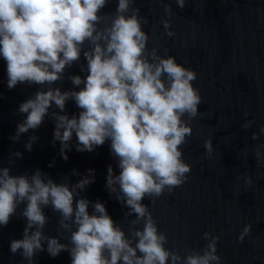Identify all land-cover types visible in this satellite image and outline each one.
Returning a JSON list of instances; mask_svg holds the SVG:
<instances>
[{
  "label": "clouds",
  "instance_id": "1",
  "mask_svg": "<svg viewBox=\"0 0 264 264\" xmlns=\"http://www.w3.org/2000/svg\"><path fill=\"white\" fill-rule=\"evenodd\" d=\"M111 2L0 0V57L6 62L7 87L37 86L18 105L23 119L9 139L19 142L22 134L34 132L48 118L54 123L51 143L59 142L64 160L74 135L77 152H92L110 142L119 173L109 165L105 187L127 209L128 224L125 232L103 202L82 194L95 182L94 169L83 174L73 169L71 175L81 177L75 182L69 176L56 182L40 168L13 174L15 159L23 158V152L16 150L9 153L8 165L0 160V228L9 224L18 208L26 220L22 238L11 240L9 250L19 253L26 264H34L44 251L53 258L68 252L71 264H221L219 236L204 231L206 244L199 250L185 247L182 254L175 243L167 246V234L158 229L143 202L147 199L154 205L188 179L191 165L184 161L182 149L193 134L191 122L203 115L200 90L193 84L197 73L177 62L167 48L163 55L158 46L149 48L150 36L144 30L148 20L140 15L136 0H116L114 12L103 11ZM159 2L167 17L160 23L172 37L174 13L170 4ZM186 2L175 0L180 9ZM74 64L84 76L68 75L73 87L62 90L65 74ZM68 102L80 110L78 115L69 116ZM254 123L245 120L241 127L248 129ZM259 132L264 133V125ZM257 138L253 132L252 139ZM37 140L35 134L28 135L24 148L30 152ZM203 147L205 156L213 158L211 136ZM261 149L264 144L253 149L258 166H264ZM243 180L246 186L253 185L251 175L246 173ZM46 208L57 214L56 236L44 232L50 219ZM251 228L245 224L237 240L243 242Z\"/></svg>",
  "mask_w": 264,
  "mask_h": 264
},
{
  "label": "water",
  "instance_id": "2",
  "mask_svg": "<svg viewBox=\"0 0 264 264\" xmlns=\"http://www.w3.org/2000/svg\"><path fill=\"white\" fill-rule=\"evenodd\" d=\"M164 3L170 4L174 13L172 37L165 34L160 23L167 18L163 3L136 0L140 15L148 20L144 25L150 36L148 46H158L161 55L167 48L177 62L195 70L197 79L193 84L200 90L199 111L203 115L191 122L193 134L182 149L184 161L191 165L187 181L171 193L165 192L154 205L147 199L143 202L149 205L158 229L167 234L168 247L175 243L182 254L185 247L199 250L206 244L202 233L208 231L219 236L221 264H264V166H258L253 155V149L264 144V133L259 132L264 125V0H187L184 9L177 7L175 0ZM115 7L116 0H112L103 11L114 12ZM70 74L84 76L79 64H74L65 74L62 90L73 87L67 79ZM36 90L35 85H17L9 90L6 62L0 57V160L8 165L9 153L19 150L23 158L13 157V174H30L40 168L56 182L65 176L72 182L79 180L80 176L71 175L73 169L82 174L94 169L95 182L86 186L82 194L90 201L103 202L108 214L127 232V209L110 197L105 187L108 166L119 173L109 151L110 142L92 152H77L74 135L72 150L64 160L59 154V142L51 143L54 123L48 118L34 132L22 134L19 142L9 139L23 119L17 112L18 105ZM66 111L71 116L80 110L68 102ZM251 119L255 123L250 128L241 127ZM253 132L258 133L256 140L252 139ZM30 134L38 140L29 152L24 141ZM209 136L213 158L204 154V141ZM246 173L253 178L251 187L244 184ZM44 211L50 217L44 232L58 235L57 214L50 208ZM19 212L18 208L9 224L0 228V264H26L19 253L13 255L9 250L10 241L22 238L25 227L26 220ZM245 224L252 225L251 234L239 242L237 235ZM34 264H71V258L68 252L53 258L44 251L34 258Z\"/></svg>",
  "mask_w": 264,
  "mask_h": 264
}]
</instances>
